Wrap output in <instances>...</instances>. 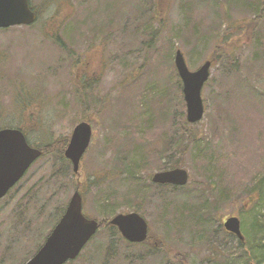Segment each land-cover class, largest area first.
<instances>
[{
  "label": "rangeland",
  "instance_id": "obj_1",
  "mask_svg": "<svg viewBox=\"0 0 264 264\" xmlns=\"http://www.w3.org/2000/svg\"><path fill=\"white\" fill-rule=\"evenodd\" d=\"M145 1L30 0L38 12L34 24L0 29V128L20 127L29 144L37 146L69 137L81 120L92 127L78 172L55 156H41L0 199V264H24L35 253L44 241L40 231L52 225L77 186L86 217H111L98 196L105 187L119 193L130 188L112 172L125 153V161L140 162L147 183L139 208L148 223V244L117 240L94 261V246L105 240L101 229L79 258L65 264H173L178 253H185L189 264H245L236 237L220 227L230 214L240 219L253 263L263 264L264 0H154L160 22L149 20ZM106 24L112 32L105 40ZM101 25L97 35L87 33L90 26ZM223 35L237 62L233 66L231 56L223 57L211 66L202 88L204 115L192 127L201 145L183 156L189 182L177 190L149 185L148 176L174 158L163 156L178 142L180 122L173 111H185L174 54L179 49L195 70L210 59ZM56 36L73 55L59 49L52 40ZM83 77L89 89L81 87ZM163 85L162 98L158 90ZM143 94L147 105L141 103ZM81 99L94 104L90 113L83 112ZM203 157L207 178L205 161L198 160ZM94 178L97 184L91 183ZM198 182H214L217 194L223 187L229 190L231 200L220 203L208 222L195 207ZM251 183L257 184L259 196L242 193Z\"/></svg>",
  "mask_w": 264,
  "mask_h": 264
},
{
  "label": "water",
  "instance_id": "obj_2",
  "mask_svg": "<svg viewBox=\"0 0 264 264\" xmlns=\"http://www.w3.org/2000/svg\"><path fill=\"white\" fill-rule=\"evenodd\" d=\"M36 19L37 13L30 8L29 0H0V28L29 25ZM174 66L182 84L186 121L196 123L204 114L201 90L210 76L211 60H205L197 69L190 70L182 52L177 49ZM91 135L92 128L87 121L78 122L71 131L64 157L71 162L73 172H78L80 159L89 146ZM41 155L42 150L30 145L20 129L0 128V198ZM188 180L187 170L182 167L156 171L151 176V181L156 184L184 186ZM109 223L130 243H139L147 238V221L136 211L116 213L109 219ZM223 227L243 240L237 216H228L223 221ZM98 228L99 222L96 219L83 214L82 197L75 190L42 245L24 264H65L74 260Z\"/></svg>",
  "mask_w": 264,
  "mask_h": 264
},
{
  "label": "trees",
  "instance_id": "obj_3",
  "mask_svg": "<svg viewBox=\"0 0 264 264\" xmlns=\"http://www.w3.org/2000/svg\"><path fill=\"white\" fill-rule=\"evenodd\" d=\"M146 1L148 4V11L150 12L149 20L154 19L156 21L159 20V22H160V19L158 17V12L154 8V6H155L154 0H146ZM37 14H38V12H37ZM100 27H103V26L101 25ZM108 28H109V24H106L105 25V31L106 30H108V31H106V34L103 35V39H105V40L109 38V36L112 32V30H110ZM102 29H104V27L103 28H99V27L94 28V27L90 26V28L87 29V33L88 34L93 33V34L97 35L99 32L103 31ZM52 40L55 41V43L59 46V49H61L63 51L64 50L67 51L66 53H68L69 55L74 54V51L66 50L67 49L66 43L61 42V40L58 37L56 39L52 38ZM101 43H103V46H101L100 48H101V50H104L105 41L101 40ZM89 46L93 47L92 44H89ZM227 46H228V44H226V36L223 35L221 37V39L216 43V45H215V47L212 50V53L210 55V59L212 60V66L214 64H216L218 61H220L225 56H231V63L233 64V66L236 65V62H237L236 55H234V54L229 55V50H227V48H226ZM69 50H71V48ZM171 55H172L171 53H168L169 57H171ZM75 61H76V58H74V60H73L74 64H75ZM173 63H174V60H173ZM177 82L179 85L178 86L179 87V98H180L181 102L183 103V96H182V91H181L182 86H181V81H180L179 77H177ZM160 87H161V89H160V91L158 90V97L160 96L163 98V96L167 90V87L164 85L160 86ZM147 99H148L147 96H145L143 94V100L141 103H143V104L145 103V105H147V103H148ZM161 99L159 101H161ZM81 104L83 107V112H85V113H90L89 109L91 108V105L94 106V104L90 103L88 100L83 101V99H81ZM100 104L101 103H97V105H100ZM157 111L159 112V114L162 113V111L159 108ZM175 113L178 114V121L180 122L179 123V129H178V135H177L178 142L176 143V147L175 146L173 148L171 147V150L169 153L163 152V156L174 157V158H172V160L169 161V163H168L169 167H162L161 169H166V168L171 169L174 167H183L185 165L183 162V156L187 152L190 153V150L193 147L199 148L201 145L202 139L199 138V133L195 129L192 128L198 122L195 124L188 123L185 119L184 108L183 109H175L173 111V114H175ZM87 115H89V114H87ZM86 117L87 116H84V118H86ZM5 126L6 127H13L12 125H5ZM15 128L21 129L23 131V133L25 134L26 139H28L26 136L27 132H25L20 127L16 126ZM68 139H69V137L57 138L55 140L49 141L47 143H42V144L37 145V146L42 150V156L51 155V156L57 157L62 162V164H68V170H69L70 162L64 157V154H63L64 149L68 143ZM177 148H178V151H177ZM117 153H118V151H117ZM118 155H119V153H118ZM126 156H127V153L121 155L119 162L115 163V167L113 168L112 172H117V176L124 177L128 181V183L131 184L130 188L126 189L122 192L120 191V193H119L116 190H112V188L105 187L104 190H102V192H100V195L98 196L99 202L101 204L100 205L101 209L103 211H106V213H112V215H114L117 212H124L126 209H131V211H136L139 214H141L139 205H141L143 203V198L146 197L145 193H146L147 183H146V180L144 181V179H143L144 177L140 173V166H141L140 162L139 161H136V162L125 161ZM198 160L205 161V165L203 166L202 169H203V172L205 173L206 178H207L208 177L207 167H206L207 161L205 160V157L198 158ZM124 167L126 168V170ZM62 168H63V166H62ZM262 170H264V169H262ZM63 171H65V170L63 169ZM148 178L150 179L151 175H149ZM96 180L98 181L97 178H94V180L91 183L97 184ZM213 183L214 182H209V183L198 182L196 185V187H198V188L195 189V192H196L197 197L199 199V202L197 203L198 205H196L195 207H197L196 209H198L201 212V217H203L206 222L210 221V218L216 217V215L218 214V208H219L220 203H222L223 206H225L226 203L231 200L230 196L228 194L229 190H227L225 187H223V191L217 194L215 191V186ZM149 185H153V186H156L158 188H163V187L171 188L173 190L183 189L186 187V185L180 187V186H173L170 184H154L151 181H150ZM77 187H75V188L78 189ZM256 187H257V184H255V183H251L249 185H246L245 186L246 191L242 192V193L244 195H247V196L249 195L251 197L253 194H256V196H259V192L255 191V189H257ZM99 188H102V187H100V185H99ZM130 201H131V204L129 203ZM121 205H122V208H121ZM125 206H127V207L125 208ZM64 210L65 209L63 208L61 210V212L58 213L57 217L51 221L52 225H50V227L49 226L44 227L45 232L43 230L40 231L41 234L44 233V236L42 237L41 240L45 239L46 235L48 234L50 229L54 226V224L58 221V219L60 218V216L62 215ZM210 210L213 212L210 213ZM109 218L110 217H104V218L99 220V230H101V229L105 230V235H104L105 240L103 243L100 242L98 245L94 246V250L91 252L93 257L94 256L96 257L97 254L99 252H102V251H103L102 253H105V255L107 253H109V251L111 250L110 248L112 247L110 244H112L113 242H115L117 240L125 241L122 238V236L120 235L117 228L115 226L109 224ZM220 227L222 228V225H220ZM258 227H260L259 224H258ZM261 229H262V227L259 228V230H261ZM223 231L225 234H229L228 232H226L224 230V228H223ZM93 238H94V236L91 238V240ZM148 238H149V236H148ZM148 238L142 244H144V243L148 244ZM106 239H107V241H106ZM89 242L86 244V246L89 244ZM125 243H128L130 245L137 244V243H130L127 241H125ZM41 244H42V242L39 243L35 247L34 252L41 246ZM104 244H109V245H107V247H104ZM238 245L242 249V255L241 256H242V260L245 262V264H260L259 262H256V260H255V263H253L254 258H253V255L251 253V249H250L251 247H250L249 243L246 242L245 239H244V241L238 240ZM159 247H162L164 250L168 251V248L166 246L160 245ZM82 251L80 252V254L78 255L77 258H79ZM263 256H264V253H263ZM75 260H70L69 263L72 261H75ZM97 260L98 259L96 257L94 259V261H97ZM226 261L231 262L229 259ZM175 263L176 264H189L188 256L185 253L176 254ZM175 263H173V264H175Z\"/></svg>",
  "mask_w": 264,
  "mask_h": 264
},
{
  "label": "flooded vegetation",
  "instance_id": "obj_4",
  "mask_svg": "<svg viewBox=\"0 0 264 264\" xmlns=\"http://www.w3.org/2000/svg\"><path fill=\"white\" fill-rule=\"evenodd\" d=\"M85 79V77H83L81 80H80V82H81V87H87L88 89H89V81H85L84 80ZM93 102H96V103H98L99 102V100H95V99H93ZM223 222V221H222ZM231 235V234H230ZM231 236H233V235H231Z\"/></svg>",
  "mask_w": 264,
  "mask_h": 264
}]
</instances>
